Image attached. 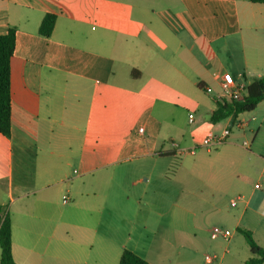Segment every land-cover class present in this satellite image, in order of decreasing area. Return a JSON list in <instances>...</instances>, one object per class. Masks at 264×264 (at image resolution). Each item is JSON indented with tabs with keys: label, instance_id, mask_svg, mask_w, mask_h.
I'll return each instance as SVG.
<instances>
[{
	"label": "crops",
	"instance_id": "0c3cea01",
	"mask_svg": "<svg viewBox=\"0 0 264 264\" xmlns=\"http://www.w3.org/2000/svg\"><path fill=\"white\" fill-rule=\"evenodd\" d=\"M47 13L57 16L49 37L39 34ZM10 27L0 204L18 264H119L133 232L164 215L169 151L196 157L188 174L220 199L236 194L240 207L217 215L232 229L228 263L253 256L238 247L239 228L264 247V100L210 121L225 78L247 86L264 76V3L0 0V34ZM237 48L239 66L222 67Z\"/></svg>",
	"mask_w": 264,
	"mask_h": 264
},
{
	"label": "rangeland",
	"instance_id": "374dc122",
	"mask_svg": "<svg viewBox=\"0 0 264 264\" xmlns=\"http://www.w3.org/2000/svg\"><path fill=\"white\" fill-rule=\"evenodd\" d=\"M232 54L223 55L220 60L222 67L239 66L241 50L235 49ZM182 112L180 111V116ZM196 157L185 154L171 157L169 169L163 182L164 215L156 219L157 225L149 226L148 231L139 227L127 241V247L137 254L156 264H229L232 254L225 255L229 239L214 238L212 229L220 226L219 208L224 213L233 209L230 202L236 194L231 190L223 195L208 191L201 180L194 179L188 174ZM170 161V162H169ZM257 177L255 175V181ZM169 187V189H168ZM168 193H170L168 195ZM178 202L179 208L167 205ZM8 211L5 206L3 213ZM232 231V229H231ZM235 233V234H234ZM238 239V247H245L246 239L239 232H234ZM131 249V250H132ZM216 257L208 262L206 256ZM225 255V257H224ZM110 264V263H109ZM232 264H242V259L233 260Z\"/></svg>",
	"mask_w": 264,
	"mask_h": 264
},
{
	"label": "trees",
	"instance_id": "16d2710c",
	"mask_svg": "<svg viewBox=\"0 0 264 264\" xmlns=\"http://www.w3.org/2000/svg\"><path fill=\"white\" fill-rule=\"evenodd\" d=\"M254 3H264V0H250ZM57 16L47 13L39 26V34L51 36ZM16 28L10 27L7 33L0 34V132L11 136V59L15 51ZM264 100V76L259 77L246 86L240 100L229 99L218 101L217 108L211 112L210 121L220 122L228 117H236L239 113L254 110ZM175 157L176 153H167ZM4 206L0 204V264H18L12 251V224L8 211L3 213ZM253 254L245 264H263L264 247L254 238L250 230L239 228ZM119 264H153L131 249L125 248L121 254Z\"/></svg>",
	"mask_w": 264,
	"mask_h": 264
},
{
	"label": "built area",
	"instance_id": "2783aa9c",
	"mask_svg": "<svg viewBox=\"0 0 264 264\" xmlns=\"http://www.w3.org/2000/svg\"><path fill=\"white\" fill-rule=\"evenodd\" d=\"M221 88H222V94H220L218 96V100L220 102H224L225 100H229V99L240 100L243 96V93L246 90V85L239 84L233 78L227 77L221 82ZM206 89L208 92L212 91V87H210V86H207ZM193 117H194V115L191 113L189 115V118L192 119ZM143 129H144L143 127H140L139 131L142 132ZM229 132H230V130L226 129L222 132L221 135H209V136H207L205 139V145L207 147L211 148L214 145L221 143L222 141H224L226 139ZM192 153H195V151H192ZM255 187L259 188L260 184H256ZM63 201L64 202L68 201L67 195H65L63 197ZM236 203H237L236 200L232 201V205H236ZM231 235H232V231L230 229L223 228L221 226H215L212 229V236L214 238L223 237L224 239H229L231 237ZM215 258L216 257H212L209 255L206 256V260L208 262L213 261Z\"/></svg>",
	"mask_w": 264,
	"mask_h": 264
}]
</instances>
